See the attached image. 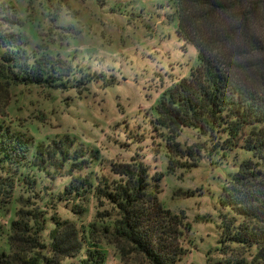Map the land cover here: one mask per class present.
Here are the masks:
<instances>
[{"label":"rangeland","instance_id":"1","mask_svg":"<svg viewBox=\"0 0 264 264\" xmlns=\"http://www.w3.org/2000/svg\"><path fill=\"white\" fill-rule=\"evenodd\" d=\"M5 1L15 7L17 19L16 25L3 27L7 34L21 35L34 49L59 52L83 70L80 76L86 79L90 76L86 74L95 73L102 78L64 90L0 87V122L28 131L38 142L68 135L77 146L95 150L98 160L74 174L92 172L99 186L116 178L111 167L128 164L138 154L151 177L164 174L158 201L171 218L182 221L179 243L174 233L168 236L173 251L180 247L183 252L176 264H226L231 257L221 252L219 241L227 210L219 199L247 155L211 157L209 144L202 146L205 139L186 129L179 142L200 150L199 164L171 175L165 145L150 128L151 108L160 95L198 63L196 48L178 35L175 0ZM9 166L0 170V253L12 256L27 245L34 250L29 254L51 258L58 225L75 222L86 230V248L94 245L104 251L106 264H153L131 242L105 231L117 218L107 201L90 195L82 203L85 212L80 217L73 211L78 200H54L70 183L66 171H53L51 180L26 165L16 172ZM24 173L38 180L39 189L29 190ZM41 186H46L42 193ZM38 192L43 198L36 196ZM13 222L27 224L31 230L17 231ZM36 229L39 245L22 247L24 239L35 237Z\"/></svg>","mask_w":264,"mask_h":264},{"label":"trees","instance_id":"2","mask_svg":"<svg viewBox=\"0 0 264 264\" xmlns=\"http://www.w3.org/2000/svg\"><path fill=\"white\" fill-rule=\"evenodd\" d=\"M1 2L0 87L64 90L79 87L83 81L97 83L102 78L95 73L86 74L90 75L86 79L80 76L83 70L59 52L34 49L21 35L7 34L3 27L17 24L16 9L5 0ZM175 15L178 35L196 48L198 63L188 76L165 89L153 105L151 131L165 145L167 173L171 175L199 164L200 150L179 142L186 129L205 139L202 146L208 148L209 144L211 157L240 158V152L247 155L240 159L238 171L232 174L219 199L227 210L222 216L219 242L221 252L231 257L226 264H264V0H175ZM48 142H38L28 131L1 121L0 170L10 165L16 172L26 165V169L51 180L55 178L53 171H66L70 183L54 200H78L73 211L81 217L85 212L82 203L96 195L116 213L112 229L109 226L106 232L131 242L153 264L177 263L183 252L178 246L173 251L168 236L174 233L179 243L182 221L178 216L171 218L158 201L164 174L151 177L148 166L135 154L130 163L111 167L116 178L99 186L92 172L74 174L98 160L95 150L77 146L76 139L68 135ZM22 177L29 190L39 189L37 179L32 180L27 173ZM44 189L46 186H41L39 192ZM39 192L36 196L43 198ZM58 226L51 258H41L36 251L29 254L34 250L25 243L35 248L39 245L36 229V238H23L25 248L12 256L0 253V264H106L104 251L93 244L86 248L83 227L75 222ZM13 227L17 231L31 230L18 222H13Z\"/></svg>","mask_w":264,"mask_h":264}]
</instances>
